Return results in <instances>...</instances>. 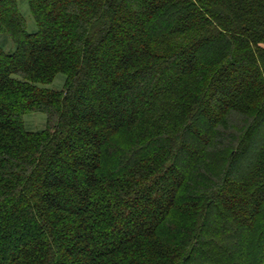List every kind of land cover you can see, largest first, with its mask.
<instances>
[{"label": "trees", "instance_id": "trees-1", "mask_svg": "<svg viewBox=\"0 0 264 264\" xmlns=\"http://www.w3.org/2000/svg\"><path fill=\"white\" fill-rule=\"evenodd\" d=\"M28 2L35 33L0 0V264H264V0Z\"/></svg>", "mask_w": 264, "mask_h": 264}, {"label": "rangeland", "instance_id": "rangeland-1", "mask_svg": "<svg viewBox=\"0 0 264 264\" xmlns=\"http://www.w3.org/2000/svg\"><path fill=\"white\" fill-rule=\"evenodd\" d=\"M5 8L6 10H9L8 6ZM5 8L2 9V11L0 12L1 14H4L3 12ZM18 9L25 19L27 31L29 33H35L38 30V27L30 10L28 0H18ZM0 47L7 53L14 52L16 48L13 40L9 37L7 33H0ZM64 82L65 76L63 74H59L52 83L46 85L45 87L57 91L62 90L64 87ZM46 122V115L40 112L28 113L24 117V125L28 131H41L46 127ZM238 203L237 205L239 206L240 203Z\"/></svg>", "mask_w": 264, "mask_h": 264}]
</instances>
